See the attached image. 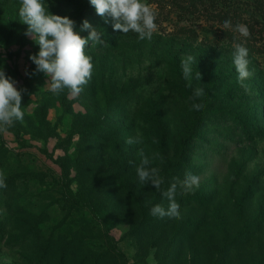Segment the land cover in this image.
Returning <instances> with one entry per match:
<instances>
[{
    "label": "rangeland",
    "instance_id": "obj_1",
    "mask_svg": "<svg viewBox=\"0 0 264 264\" xmlns=\"http://www.w3.org/2000/svg\"><path fill=\"white\" fill-rule=\"evenodd\" d=\"M88 2L46 0L82 37L86 19L105 42L85 47L91 79L72 97L35 71L21 0H0V68L23 89L24 112L0 133V264H264V0H144L157 13L151 40L114 30ZM237 43L249 52V92ZM140 151L160 191L139 183ZM188 171L199 187L185 193ZM173 183L180 217L151 215L169 207L162 192Z\"/></svg>",
    "mask_w": 264,
    "mask_h": 264
},
{
    "label": "clouds",
    "instance_id": "obj_2",
    "mask_svg": "<svg viewBox=\"0 0 264 264\" xmlns=\"http://www.w3.org/2000/svg\"><path fill=\"white\" fill-rule=\"evenodd\" d=\"M99 16L107 23L111 18L114 30L127 34L130 31L138 34L140 40H151L153 33L157 30L155 23L157 13L144 0H89ZM21 22L27 25L25 35L29 36L39 46V52L29 58L35 64L36 72H42L50 78L49 90L59 95L64 89H68L72 97H78L87 85L92 75V58L85 54V47L92 42L93 45L104 44L101 33L91 26L85 19L82 22L80 31H88L87 37H82L76 31V22L67 16H59L48 11L46 0H21L19 9ZM224 27L230 28L231 21L225 20ZM236 31L242 36L249 37L250 32L246 25H237ZM233 63L238 73V82L245 92L250 87L245 81L250 79L252 72L249 70L248 49L242 44L234 45ZM194 58L188 56L181 61V67L187 87H192V64ZM197 64V61H195ZM28 73L26 72V75ZM195 79L201 80L199 71L195 73ZM47 81V82H48ZM17 81L6 76L3 68H0V133H7L8 129L15 125V122H23L24 112L22 111V91L15 86ZM205 94L203 88H196L194 99ZM205 105L194 103L193 108L201 111ZM139 138H128L126 143L131 145L139 143ZM142 159L135 171L139 183L151 184L157 191L161 190L164 183L159 176L157 169L147 167L149 159L144 156L143 151L138 153ZM5 178L0 174V188H6ZM199 187V177L191 171L186 172L181 188L185 193L194 191ZM177 184L173 183L162 195L169 200V207L165 209L157 204L151 208V215L163 218H179L180 205L175 201Z\"/></svg>",
    "mask_w": 264,
    "mask_h": 264
},
{
    "label": "trees",
    "instance_id": "obj_3",
    "mask_svg": "<svg viewBox=\"0 0 264 264\" xmlns=\"http://www.w3.org/2000/svg\"><path fill=\"white\" fill-rule=\"evenodd\" d=\"M88 6L89 7H93V6H91L90 2H88ZM80 15H81V11H77L76 14H75L76 18H78ZM239 123L241 125H243L244 127H247V122H246V119L245 118L240 117Z\"/></svg>",
    "mask_w": 264,
    "mask_h": 264
}]
</instances>
